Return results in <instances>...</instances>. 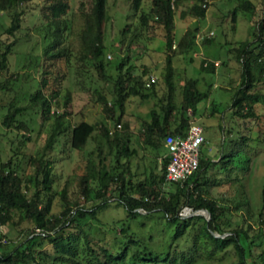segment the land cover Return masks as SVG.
Wrapping results in <instances>:
<instances>
[{
  "label": "rangeland",
  "instance_id": "374dc122",
  "mask_svg": "<svg viewBox=\"0 0 264 264\" xmlns=\"http://www.w3.org/2000/svg\"><path fill=\"white\" fill-rule=\"evenodd\" d=\"M251 1L254 4L252 12L237 10L233 20L231 10L238 0H211L203 17L192 14L191 0H182L174 5V39L177 40L186 28L196 29L190 48L182 52L175 49L172 56V100L175 107L180 104L187 78H194L196 88L205 92L206 95L195 104L194 112L189 116L203 129L204 142L199 155L205 167L199 173V180L205 181L201 187L203 195L225 203V215L231 218V225L240 224L249 236L254 235V240L261 242L251 248L252 264H264L257 256L264 247V227L257 233L261 191L264 189V79L260 78L252 89L261 91L257 100H241L242 105L252 104L254 114L241 116L235 112L237 106L232 105L241 72L234 47L240 40L253 38L251 30L264 3V0ZM44 3V0H28L18 4L16 10L22 8L24 11L19 26L12 34L4 32L10 17L6 10L0 9V50L11 42L6 55V68L0 73V86L7 85V88H0V115L6 111L7 102L11 100L16 105L27 104L29 94L39 87L42 76L46 77L42 89L50 100L49 115L44 118L36 107L17 115L24 122V129L0 124V160H6L12 151L17 152L16 168L21 174L22 184L26 183V188H22L27 195L31 194L35 187L27 180L33 170L28 158L44 151L45 139L54 123V113H63L64 130L55 136L51 148L45 151L53 181L46 192L41 190L40 193L43 199L49 196L48 214L53 216L64 206V198L60 194L62 188L71 207L89 206L90 196L82 197L79 191V178L91 171L99 160L104 165L114 155V150L110 155L107 152L108 144L100 132V124H105L120 137L128 138L127 144L135 149L128 158L118 157L120 162L127 164L134 180L147 181L146 176L148 178L151 172H159L161 157L166 149L163 144L150 146L144 143L141 125L144 120H149L150 108L159 109L166 84L161 47L163 30L153 24L146 32L137 21L140 12H149L150 0H140L136 10L132 9L130 0H106L103 51L99 57L103 75L90 59L81 57L83 14L90 10L92 0H67L65 13L57 18L65 19L63 28L46 22L42 17L40 6ZM208 31L212 34L206 41L204 38ZM58 50L62 52L59 55L56 53ZM126 55L121 71L124 72L127 65L132 66L133 75H141L146 83L143 91L147 97L127 96L121 112L113 107V116L119 115L117 122L121 124L117 127L104 111L98 95L105 98L108 106L111 105V91L117 77L116 63ZM203 62L207 65L212 63L213 71L204 68ZM150 73L155 77L152 84H148L147 80ZM175 115L178 117L176 111ZM81 119L95 123L96 129L84 146L76 149L69 145V128ZM21 133L28 135L29 139L21 137ZM167 187L168 182L163 185V190ZM185 206H181L179 213L194 215L191 214L192 209ZM144 213L141 211L129 218L114 195L109 196L102 206L94 208L93 217L86 215L78 224L87 229L89 237L99 236L100 233L96 235V232L100 228L103 239L109 241L114 235L121 236L117 225L125 220L135 238L144 239L150 235L151 239L146 240L159 250L168 242L164 238L167 231L164 217L162 213ZM112 224L115 225L114 230L110 228ZM30 225V221L21 218L18 210H13L11 219L0 224V250H9L20 242L24 228ZM199 225L200 221L188 231L194 243L183 241L185 234L179 239L182 253L187 259L194 258L191 264L228 263L236 258L231 246L223 251L212 249L211 244L200 236ZM117 247L118 243H113L110 251H115ZM42 248L47 252L46 260L50 259L53 256L51 244L44 242Z\"/></svg>",
  "mask_w": 264,
  "mask_h": 264
},
{
  "label": "trees",
  "instance_id": "16d2710c",
  "mask_svg": "<svg viewBox=\"0 0 264 264\" xmlns=\"http://www.w3.org/2000/svg\"><path fill=\"white\" fill-rule=\"evenodd\" d=\"M26 1L28 0H0V9L6 10L10 17L8 26L4 28L5 33L12 34L19 26L24 10L22 8L16 10V6ZM44 1L45 3L40 6L42 17L46 22L63 28L66 24L65 19L57 20V18L65 13L68 7L67 0ZM139 1L130 0L133 10L137 9ZM150 1L149 12H140L137 15V21L146 32L153 24L159 25L163 30L161 47L164 51L166 93L159 109L154 107L149 109V120L142 122L141 134L144 143L158 146L162 144V138L166 133H184L189 120L192 119L189 116L193 114L195 104L206 94L196 88L194 78H187L182 88V100L175 107L172 100V56L175 49L182 52L190 48L196 28H186L175 40L174 5L179 4L182 0ZM191 1L192 14L203 17L206 7L200 6V0ZM105 2L106 0H92L90 10L83 14L84 25L80 31L81 57L90 59L101 75H103V70L99 57L103 51ZM253 5L251 0H238L231 10V19H234L237 10L252 12ZM251 33L252 39L240 40L234 47L235 56L241 63V72L232 105L237 106L235 112L241 116L254 114L252 104L242 105L241 100L252 102L261 96V91L252 89L260 78L264 79V3ZM208 37L206 36L204 39L208 41ZM10 43L0 50V73L6 68V55ZM56 53L59 55L62 52L58 50ZM126 58L127 55L116 63L117 77L111 91V105L108 106L105 98L98 95L104 111L115 123H119L117 122L119 115L113 116V107L116 106L121 112L123 101L127 96L147 97V93L143 91L146 83L142 80L141 75L134 76L130 65H127L124 72L121 71V66ZM202 65L209 71H213L212 63L207 65L203 62ZM45 79L44 76L39 79V87L29 94L27 104L16 105L14 100L7 102L6 111L0 115L1 125L24 129V122L18 119L17 115L28 108H38L42 118L49 115L50 100L42 89L46 83ZM148 84L152 83L148 81ZM4 87L7 88V85L0 86V88ZM66 100L65 98L64 103ZM187 108H190V114L186 113ZM175 111L178 113V117H175ZM95 129V123L84 119L73 123L69 128V145L76 149L82 148ZM99 129L106 138L108 154L110 155L114 150V155L112 159L108 158L107 164L101 165L99 160L98 164L96 163V166L91 168V171L80 176L79 191L82 197L90 196L91 199L87 207L80 205L71 207L69 201L64 197V188H62L60 194L64 198V206L58 214L50 216L48 214L49 196L46 195L43 199L40 194L41 190L46 192L53 181L50 161L46 158L45 151L51 148L55 136L64 130L63 113H54V123L45 139L44 151L28 158L33 170L27 180L32 182L35 187L31 194L27 195L22 188V186L26 188V183L22 184L21 174L16 168L17 152L12 151L6 160H0V224L11 219L13 210H18L21 218L31 223L30 226L24 228V235L20 242L14 244L9 250H0V264H191L194 258L187 259V256L182 253V244L179 239L185 234L183 241L190 240L191 243H194L193 236L188 231L198 221H200L198 232L203 240L211 244L212 249L223 251L227 246H231L236 254V258L231 262L219 264H252L254 262L251 248L260 245L261 242L254 240V235L249 236L246 228L240 224L231 225V218L225 215L227 209L225 203H219L215 199L203 195L201 187L205 181L199 180V173L205 167L204 161L200 157L198 166L191 175L181 182H168L169 187L163 190V185L166 183L163 179L166 157H161L158 173L151 172L148 178L146 176L147 181H136L132 177L134 175L128 172L127 164L118 160L119 156L128 158L135 152V149L127 144L128 138L120 137L113 130L109 133L110 129L105 124H100ZM20 136L29 139L28 135L23 133ZM97 148V152H99V146ZM114 195L126 209V215L129 218L141 211H144V214L162 213L167 226L164 236L168 240L167 244L157 250L146 240H150L152 236L147 235L144 239L135 238L129 232L130 227L125 220L117 225L121 236L114 235L109 241H106L99 228V231L96 232V235L100 233L99 236L89 237L87 229L81 228L78 224L79 220L86 215L89 218L93 217L94 208L102 206L109 196ZM261 195V208L258 211L260 223L258 234L264 227V189H262ZM183 204L192 210L206 209L208 218L201 214L181 215L179 211ZM110 228L114 230L115 225L112 224ZM212 232L218 235H214ZM116 238L119 240L117 241ZM44 242L51 244L53 252V256L48 260H46L47 252L42 248ZM116 242L118 243L117 249L110 251V247ZM257 256L264 262V247L261 248Z\"/></svg>",
  "mask_w": 264,
  "mask_h": 264
},
{
  "label": "built area",
  "instance_id": "2783aa9c",
  "mask_svg": "<svg viewBox=\"0 0 264 264\" xmlns=\"http://www.w3.org/2000/svg\"><path fill=\"white\" fill-rule=\"evenodd\" d=\"M211 0H200L201 7H207ZM212 31H208L206 36H210ZM216 64V62H214ZM153 74H148L147 80H154ZM190 114V108L186 110ZM120 127V123H116ZM112 130H109L110 133ZM202 126L193 119L189 120L187 127L182 134L166 133L162 138V144L166 151L162 157L167 161L164 166L163 179L165 182H181L191 175L198 166L201 145L204 142ZM186 209H191L185 206Z\"/></svg>",
  "mask_w": 264,
  "mask_h": 264
},
{
  "label": "water",
  "instance_id": "95a60500",
  "mask_svg": "<svg viewBox=\"0 0 264 264\" xmlns=\"http://www.w3.org/2000/svg\"><path fill=\"white\" fill-rule=\"evenodd\" d=\"M191 214H201L203 215L205 218H208V211L204 208H199V209H195V210H192ZM214 235H218L217 233L215 232H212Z\"/></svg>",
  "mask_w": 264,
  "mask_h": 264
},
{
  "label": "crops",
  "instance_id": "0c3cea01",
  "mask_svg": "<svg viewBox=\"0 0 264 264\" xmlns=\"http://www.w3.org/2000/svg\"><path fill=\"white\" fill-rule=\"evenodd\" d=\"M194 120V118H192Z\"/></svg>",
  "mask_w": 264,
  "mask_h": 264
}]
</instances>
